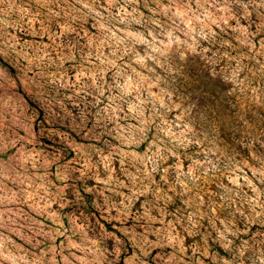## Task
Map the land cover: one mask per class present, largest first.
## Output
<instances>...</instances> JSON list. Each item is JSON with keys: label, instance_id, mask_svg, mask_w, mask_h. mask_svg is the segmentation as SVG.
I'll use <instances>...</instances> for the list:
<instances>
[{"label": "rangeland", "instance_id": "rangeland-1", "mask_svg": "<svg viewBox=\"0 0 264 264\" xmlns=\"http://www.w3.org/2000/svg\"><path fill=\"white\" fill-rule=\"evenodd\" d=\"M0 264H264V0H0Z\"/></svg>", "mask_w": 264, "mask_h": 264}]
</instances>
